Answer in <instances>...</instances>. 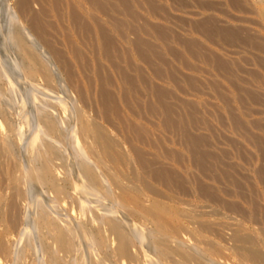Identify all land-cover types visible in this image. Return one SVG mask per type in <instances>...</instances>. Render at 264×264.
<instances>
[{"label": "rangeland", "instance_id": "374dc122", "mask_svg": "<svg viewBox=\"0 0 264 264\" xmlns=\"http://www.w3.org/2000/svg\"><path fill=\"white\" fill-rule=\"evenodd\" d=\"M0 195V264H264V0H0Z\"/></svg>", "mask_w": 264, "mask_h": 264}, {"label": "bare ground", "instance_id": "6f19581e", "mask_svg": "<svg viewBox=\"0 0 264 264\" xmlns=\"http://www.w3.org/2000/svg\"><path fill=\"white\" fill-rule=\"evenodd\" d=\"M3 1H4V0H3ZM6 4H7V3H6ZM3 6H4V5H3ZM2 9H3V8H2ZM4 9H5V8H4ZM7 11H8V10H7ZM10 11H11V10H10ZM6 18H7V17H6ZM2 19H3V18H2ZM15 20H16V19H15ZM9 29H10V28H9ZM19 29H20V28H19ZM17 31H18V30H17ZM5 35H6V34H5ZM8 36H9V35H8ZM8 36H7V37H8ZM17 36H18V35H17ZM24 39H25V38H24ZM26 39H27V38H26ZM17 42H18V41H17ZM26 44H27V43H26ZM25 46H26V45H25ZM30 46H31V45H30ZM30 52H31V51H30ZM30 61H31V59H30ZM31 63H32V62H31ZM34 65H35V64H34ZM35 67H36V66H35ZM36 69H37V68H36ZM37 71H38V70H37ZM5 118H6V117H5ZM91 124H92V123H91ZM48 126H49V124H48ZM92 128H93V127H92ZM94 128H95V127H94ZM85 129H86V128H85ZM91 130H92V129H91ZM89 133H90V132H89ZM91 135H92V134H91ZM100 136H101V135H100ZM93 138H94V137H93ZM7 148H8V147H7ZM1 150H2V149H1ZM85 172H86V171H85ZM109 172H110V171H109ZM15 176H16V175H15ZM11 177H12V176H11ZM13 178H14V177H13ZM15 178H17V177H15ZM114 178H115V177H114ZM14 180H15V179H14ZM12 182H13V181H12ZM12 182H11V183H12ZM15 182H16V181H15ZM18 184H19V183H18ZM118 184H119V183H118ZM15 185H16V184H15ZM20 185H21V184H20ZM119 186H120V185H119ZM17 189H18V187H17ZM76 189H77V188H76ZM17 192H18V191H17ZM19 193H20V192H19ZM19 193H18V194H19ZM4 194H5V193H4ZM4 194H3V195H4ZM6 194H7V193H6ZM0 196H1V195H0ZM1 197H2V196H1ZM10 197H11V195H10ZM13 197H14V196H13ZM5 198H6V196H5ZM5 198H4V200H5ZM71 198H72V197H71ZM6 199H7V198H6ZM20 199H21V198H20ZM87 200L89 201V199H87ZM5 201H6V200H5ZM10 201H11V199H10ZM72 201H73V200H72ZM13 202H14V201H13ZM89 202H90V201H89ZM7 203H8V202H7ZM9 204H10V203H9ZM11 204H12V203H11ZM13 204H14V203H13ZM17 204H18V203L16 202V205H17ZM83 204H84V203H83ZM10 206H11V205H10ZM1 207H2V205H1ZM81 207H82V206H81ZM83 207H84V206H83ZM9 209H10V208H9ZM1 210H2V209H1ZM11 210H12V209H11ZM87 210H88V209H87ZM9 211H10V210H9ZM1 212H2V211H1ZM3 212H4V211H3ZM6 212H7V211H6ZM17 212H18V211H17ZM90 212H91V211H90ZM11 214H12V213H11ZM11 214H10V215H11ZM2 215H3V214H2ZM4 215H5V214H4ZM6 215H7V214H6ZM15 215H16V214H15ZM48 215H49V214H48ZM52 215H53V214H52ZM49 216H50V215H49ZM14 218L16 219V217H14ZM90 218H91V217H90ZM7 219H10V218H7ZM68 219H69V218H68ZM54 220H55V219H54ZM9 221H10V220H9ZM11 221H12V220H11ZM14 221H16V220H14ZM58 221H59V220H58ZM16 222H17V221H16ZM109 222H110V221H109ZM8 223H9V222H8ZM49 223H50V222H49ZM65 223H66V222H65ZM110 223H111V222H110ZM110 223H109V224H110ZM13 224H14V222H13ZM13 224H12V225H13ZM56 224H57V223H56ZM47 225H48V224H47ZM57 225H58V224H57ZM61 225H62V224H61ZM112 225H113V224H112ZM52 226H53V225H52ZM62 226H63V225H62ZM69 226H71V225H69ZM9 227H10V226H9ZM14 227H16V226L14 225ZM20 227H21V226H20ZM112 227H114V226H112ZM16 228H17V227H16ZM61 228H62V227H61ZM8 229H9V228H8ZM8 229H7V230H8ZM11 229H12V228H11ZM15 230H16V229H14V231H15ZM110 230H111V229H110ZM70 231H71V230H70ZM47 232H48V231H47ZM64 232H65V231H64ZM71 232H72V231H71ZM19 233H20V232H19ZM124 233H125V232H124ZM9 234H10V233H9ZM67 234H68V232H67ZM69 234H70V233H69ZM120 234H121V233H120ZM15 236H16V235H15ZM24 236H25V235H24ZM122 236H123V235H122ZM122 236H121V237H122ZM73 237H74V236H73ZM121 237H120V238H121ZM126 237H127V236H126ZM4 238H5V237H4ZM123 238H124V237H123ZM69 239H70V238H69ZM75 239H76V238H75ZM12 240H13V239H12ZM31 240H32V239H31ZM121 240H122V239H121ZM66 241H67V240H66ZM127 241H128V239H127ZM4 242H5V241H4ZM58 242H59V240H58ZM121 242H122V241H121ZM14 243H15V242H14ZM68 243H69V242H68ZM122 243H123V242H122ZM6 244H7V243H6ZM54 244H55V243H54ZM60 244H62V243H60ZM64 244H65V243H64ZM64 244H63V245H64ZM70 244H71V243H70ZM26 245H27V244H26ZM31 245H32V243H31ZM63 245H62V246H63ZM68 246H69V244H68ZM125 246H126V245H125ZM3 247H4V246H3ZM63 247H64V246H63ZM73 248H74V247H73ZM121 248L125 250V247H124L123 245H122ZM128 248H129V247H128ZM6 249H7V248H6ZM10 249H11V248H10ZM117 249H118V247H117ZM62 250H63V249H62ZM62 250H61V251H62ZM118 250H119V249H118ZM120 250H121V249H120ZM5 251H6V250H5ZM58 251H59V250H58ZM58 251H57V252H58ZM64 251H65V250H64ZM10 252H11V251H10ZM59 252H60V251H59ZM114 252H115V251H114ZM123 252H124V251H123ZM70 254H71V253H70ZM258 254H259V253H258ZM6 255H7V254H6ZM65 255H66V254H65ZM179 255H180V253H179ZM255 255H256V254H255ZM190 260H191V259H190Z\"/></svg>", "mask_w": 264, "mask_h": 264}]
</instances>
